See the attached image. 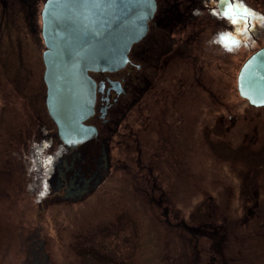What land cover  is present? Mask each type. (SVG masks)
Masks as SVG:
<instances>
[{
	"label": "rangeland",
	"instance_id": "rangeland-1",
	"mask_svg": "<svg viewBox=\"0 0 264 264\" xmlns=\"http://www.w3.org/2000/svg\"><path fill=\"white\" fill-rule=\"evenodd\" d=\"M46 1L39 0L30 25L24 20L25 14L18 12L14 26L0 27V264H24L30 252L33 258L39 252L40 259L48 264H187L190 251L187 235L183 236L182 229L175 232V226L190 223L193 214L198 217L202 212L205 221L210 211L207 205L212 204L207 197L212 195L217 203L222 194L227 199L224 184L229 183L236 195L228 199V204H216L218 215L227 218H220L219 224L231 230L228 239L234 243L229 255H235V264H264V192L254 188L259 191L261 206L255 209L257 217L246 221L244 215L252 205H244L237 197L243 175L241 166L231 160L223 163L217 158L227 159L226 141L233 140L238 146L242 136L239 133H227L226 137L220 134L216 153L196 155L193 152L194 178L189 186L185 176L177 180L172 206L143 205L138 195L123 185L119 136L114 141L112 159L117 162V169L113 172L105 170L107 161L99 159L100 153L94 145L81 148H86L95 159L94 170L100 174L101 181L94 191L88 189L91 192L79 200L52 196L55 192L52 181L56 177L54 163L67 149L58 139L57 125L45 105L43 52L46 46L40 34V14ZM238 1L252 6V11L264 18V0ZM250 32L254 34L253 40L244 34L240 51L230 56L222 57L224 53L216 46L211 51L205 45L208 49L206 84L221 93L223 101L219 100L215 108L208 99V107L212 109L209 116L232 115L239 119V125H248L251 130L256 124L262 136L264 113L251 110L238 90L242 66L264 47V25ZM148 104L146 114L154 119L153 96ZM246 117L256 122L246 124ZM217 134L214 128V135ZM233 155L237 154L230 152L229 158ZM244 155H238L241 164L252 167ZM253 155H248L253 162L264 159V152L256 151ZM251 175H255V170ZM165 209L170 214L177 212L179 217H167ZM202 245L211 250L208 240L204 239ZM192 255L194 258L195 254Z\"/></svg>",
	"mask_w": 264,
	"mask_h": 264
},
{
	"label": "flooded vegetation",
	"instance_id": "flooded-vegetation-1",
	"mask_svg": "<svg viewBox=\"0 0 264 264\" xmlns=\"http://www.w3.org/2000/svg\"><path fill=\"white\" fill-rule=\"evenodd\" d=\"M155 2L157 8L154 18L149 23L146 35L132 46L126 66L114 72L90 73L96 83V104L94 114L84 124L95 128L97 137L71 149L62 141L55 125L57 137L67 150L59 154L54 163L56 177L52 181L55 187L52 196L62 200H79L82 195L94 191L101 181L98 177L100 174L94 170L95 159L86 148H81L87 144L94 145L100 153L99 159L107 161L105 170L113 172L117 169V162L112 159L114 141L119 136L123 185L133 190L143 205L172 206L175 203L177 180L185 176L186 186H189L194 178L191 164L193 152L196 155L216 153L220 144L219 137L234 132V135H242L241 143L237 146L233 140H227V159L220 156L217 158L220 162L231 160L241 166L243 175L239 181L237 197L244 205H252L244 216L246 221H253L257 217L255 209L261 206L259 191L264 192V159H254L253 162L248 155L253 157L256 151L264 152V134L260 135L256 124L252 130L248 125H239V119L232 115L227 118L223 113L215 118L209 116V112L212 116V109L208 107V99L215 108L220 104L219 100L223 101L221 93L218 94L216 89L206 84L208 65L205 58L208 49L213 51L215 46L224 53L222 57L240 51L243 35L247 34L253 40L254 34L250 31L264 25L263 15L258 16L257 11H252V6L242 5L238 0ZM38 3L39 0H0V27L14 26L18 12L25 14L24 20L30 25L31 15L37 10ZM230 8L234 9V18L238 23L234 24L228 15ZM245 10L252 15L246 16ZM242 18L247 19V31L243 30ZM40 30L42 36V25ZM225 37L230 39H223ZM42 40L44 42L43 36ZM233 40L238 43L233 45ZM225 44H229L231 50ZM45 73L46 67L44 81ZM152 96L154 119L146 114L149 113L148 103ZM247 104L251 110L264 113V107L253 106L248 101ZM244 121L246 124L256 122L250 117ZM212 125L214 127L211 129ZM214 128L217 129V135H214ZM240 149L244 150L243 153ZM230 152L237 155L229 158ZM238 155H244L253 164L249 166L251 169L241 164ZM252 170H255L253 177ZM224 186L228 190L227 199L223 198V194L219 199L220 203L228 204V199L236 193L231 183ZM255 187H259V191L254 190ZM207 198L208 203L212 201L215 206L210 203L207 205L210 211L205 221L202 212L198 217L193 214L191 218L194 222L175 226V232L182 229L183 236L187 235L189 249L195 254L193 258V253L189 251L187 264H203L204 260L206 264H235V255H229V248L234 243L228 239L231 230L219 224L220 218H227L217 213V205L220 203L212 195ZM165 210L167 217H179L177 212L170 214L169 209ZM258 217L261 218V215ZM204 239L211 243V250L202 245ZM28 256L24 264H48L46 260L44 262L40 259L39 252L35 253L34 258L31 252Z\"/></svg>",
	"mask_w": 264,
	"mask_h": 264
},
{
	"label": "water",
	"instance_id": "water-1",
	"mask_svg": "<svg viewBox=\"0 0 264 264\" xmlns=\"http://www.w3.org/2000/svg\"><path fill=\"white\" fill-rule=\"evenodd\" d=\"M155 0H47L41 13L46 45L47 108L62 141L71 149L97 137L85 122L94 114L96 83L91 72L118 71L147 33ZM240 96L264 107V47L242 66Z\"/></svg>",
	"mask_w": 264,
	"mask_h": 264
},
{
	"label": "snow or ice",
	"instance_id": "snow-or-ice-1",
	"mask_svg": "<svg viewBox=\"0 0 264 264\" xmlns=\"http://www.w3.org/2000/svg\"><path fill=\"white\" fill-rule=\"evenodd\" d=\"M237 7H239V5H237ZM228 15L230 16V17H232V22L235 24V23H238V21L234 18V9H229V13H228ZM245 15L246 16H248V15H252L251 13H248L247 12V10H245ZM243 19V25H244V28H243V30L244 31H247V19H244V18H242ZM223 39H230V38H228V37H225V38H223ZM233 45H236L238 42H236V41H232L231 42ZM225 46L226 47H228L229 48V50H231V47L229 46V44H225Z\"/></svg>",
	"mask_w": 264,
	"mask_h": 264
}]
</instances>
